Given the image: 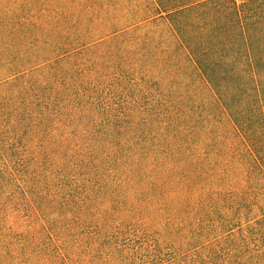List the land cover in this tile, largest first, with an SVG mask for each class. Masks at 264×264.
<instances>
[{
  "label": "trees",
  "instance_id": "trees-1",
  "mask_svg": "<svg viewBox=\"0 0 264 264\" xmlns=\"http://www.w3.org/2000/svg\"><path fill=\"white\" fill-rule=\"evenodd\" d=\"M0 264H264V0H0Z\"/></svg>",
  "mask_w": 264,
  "mask_h": 264
}]
</instances>
